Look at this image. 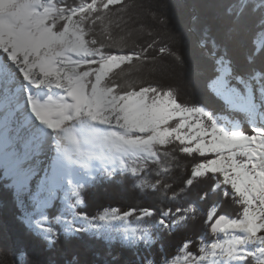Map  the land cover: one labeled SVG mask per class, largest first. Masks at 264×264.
Instances as JSON below:
<instances>
[{
    "label": "snow or ice",
    "instance_id": "snow-or-ice-1",
    "mask_svg": "<svg viewBox=\"0 0 264 264\" xmlns=\"http://www.w3.org/2000/svg\"><path fill=\"white\" fill-rule=\"evenodd\" d=\"M221 7L223 40L206 27L205 63L189 64L160 5L0 0V169L27 230L49 250L61 236H88L140 257L129 264H158L140 256L157 245L159 264H264V0ZM114 19L133 25L126 36L113 34ZM230 45L244 51L243 65ZM145 62L162 75L177 66L202 75L207 103L128 74ZM224 109L243 121L219 115ZM180 156L192 164L176 186ZM116 178L164 206L79 210L86 189ZM193 191L199 201L226 198L236 214L219 203L201 208ZM201 216L213 239H187L169 257L164 234Z\"/></svg>",
    "mask_w": 264,
    "mask_h": 264
},
{
    "label": "trees",
    "instance_id": "trees-1",
    "mask_svg": "<svg viewBox=\"0 0 264 264\" xmlns=\"http://www.w3.org/2000/svg\"><path fill=\"white\" fill-rule=\"evenodd\" d=\"M71 3L72 0H69ZM125 2L151 3L163 7L169 21V27L181 34V40L176 47L183 51L189 61L193 63H205L201 40L205 37V28L209 30L210 38L217 41L223 40V22L221 13L222 5L230 0H125ZM145 23H151L146 19ZM133 25H125L121 22L117 27L115 19L112 24L114 35H127V32ZM148 37L142 38L135 36L129 37V40H138V43H144ZM210 43V40H209ZM132 44H129L131 47ZM222 51V49H221ZM229 52L241 65L244 63L245 53L242 49L229 46ZM129 65H121V69L127 71ZM121 69L114 71L118 72ZM132 78H140L146 82L158 83L168 88L171 87L178 93L179 99L187 103H195L204 106L207 101L204 97V80L202 75H194L189 67H175L168 70L163 75L159 70H154L150 62H145V66L139 70L132 68L128 73ZM212 107V105H208ZM219 115L229 116L243 121V116L232 113L224 109ZM248 130L247 124L244 125ZM191 158L180 156V165L173 173L176 186L188 173L183 171V166L187 165L188 171L191 168ZM2 169H0V264H129L133 259L139 260L135 253L119 246L108 247L106 242L84 236L82 239L65 240L61 236L59 243L53 250H49L44 242L32 235L23 223V211L15 202L13 191L7 189L5 181L2 179ZM85 206H81L80 211L88 214H96L105 207H120L128 209L129 207H154L164 206L153 199L152 193L143 195L133 190L132 180L130 178H116L115 181H98L95 186H90L84 191ZM191 200H197L199 206L205 210L212 203H219L221 213L234 216L236 214V205H232L226 198L210 195L207 201H199L198 194L193 191L189 197ZM166 204V202H164ZM57 202L53 209L49 210L50 215H56L60 209ZM204 217L201 216L195 221H190L183 228L174 233H165L162 240V247L169 257L173 256L176 249L183 241L191 239L195 244L199 243V237L204 236L207 240L213 239L210 232L207 231L203 223ZM195 251V245L193 246ZM24 255V256H23ZM140 256L154 257L158 264L162 258L160 245L154 247L151 252L143 249Z\"/></svg>",
    "mask_w": 264,
    "mask_h": 264
},
{
    "label": "rangeland",
    "instance_id": "rangeland-1",
    "mask_svg": "<svg viewBox=\"0 0 264 264\" xmlns=\"http://www.w3.org/2000/svg\"><path fill=\"white\" fill-rule=\"evenodd\" d=\"M114 70H116V69H114ZM223 116V115H222ZM225 118H227V119H234V118H231V117H229V116H224ZM24 256V255H23Z\"/></svg>",
    "mask_w": 264,
    "mask_h": 264
},
{
    "label": "water",
    "instance_id": "water-1",
    "mask_svg": "<svg viewBox=\"0 0 264 264\" xmlns=\"http://www.w3.org/2000/svg\"><path fill=\"white\" fill-rule=\"evenodd\" d=\"M223 214H225V213H223ZM228 215V214H227Z\"/></svg>",
    "mask_w": 264,
    "mask_h": 264
}]
</instances>
